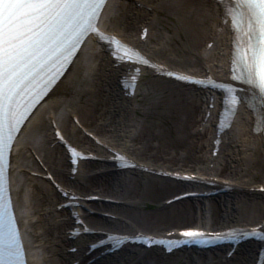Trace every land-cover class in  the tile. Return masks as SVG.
<instances>
[{"label": "bare ground", "instance_id": "1", "mask_svg": "<svg viewBox=\"0 0 264 264\" xmlns=\"http://www.w3.org/2000/svg\"><path fill=\"white\" fill-rule=\"evenodd\" d=\"M101 22L105 29L136 44L159 64L196 74L209 69L214 76L227 77L225 68L232 33L218 3L109 0ZM222 23L223 31L215 37ZM143 28L147 29L145 41L139 37ZM214 37L212 47L206 50V42ZM72 65L30 117L12 151L13 195L26 237L29 264H67L71 257L80 258V264H84L90 258L83 254L90 236L67 239L65 231L72 228V218L66 209L57 211L56 205L65 199L43 178L47 172L75 193L96 194L117 201L85 203L93 211L88 214L87 209L83 210L91 224L108 229L161 233L208 224V229L219 230L264 220V192L250 190L253 185L264 186V111L260 113L257 130L251 112L244 109L238 112L237 121L222 134L219 153L210 167L214 115L219 106L210 111L208 125H203L209 91L186 87L154 74L153 70H144L134 96L126 97L118 84L122 67H114L93 40L85 45ZM213 96L217 103L216 95ZM67 111L69 116L78 115L80 127L73 119L66 118ZM197 116H200L198 120ZM52 121L72 144L95 153L100 159L80 162L72 178L68 156L57 142ZM114 150L155 171L166 169L216 177L218 182L231 185L232 192L161 202L206 186L141 170H115L104 159ZM161 159L175 168L158 163ZM184 166L192 169H182ZM254 176L260 180L254 181ZM169 193L170 196L160 198ZM147 206L152 209L145 211ZM105 212L114 217L104 216ZM172 223L183 225L163 229L162 226ZM74 245L77 247L74 253L66 252ZM229 248L198 251L189 248L165 254L158 248L130 246L89 264H250L258 245L239 244L227 256Z\"/></svg>", "mask_w": 264, "mask_h": 264}, {"label": "snow or ice", "instance_id": "2", "mask_svg": "<svg viewBox=\"0 0 264 264\" xmlns=\"http://www.w3.org/2000/svg\"><path fill=\"white\" fill-rule=\"evenodd\" d=\"M95 0H0V161L7 145L3 127L15 107L16 97L30 80L57 57L70 31L82 28L85 8ZM255 22L261 26L247 56L248 79L243 81L264 91V0H245ZM117 60L121 57L113 53ZM170 75V73H169ZM3 168L0 167V178ZM188 179H192L188 177ZM185 237L203 233L186 231ZM12 246L5 250L0 234V264H12Z\"/></svg>", "mask_w": 264, "mask_h": 264}, {"label": "rangeland", "instance_id": "3", "mask_svg": "<svg viewBox=\"0 0 264 264\" xmlns=\"http://www.w3.org/2000/svg\"><path fill=\"white\" fill-rule=\"evenodd\" d=\"M187 90H190L189 88L187 89ZM69 112L67 111L66 113H65V116H66V118H70V116H69ZM199 117L200 116H197V120L199 119ZM47 122H48V120H46ZM236 121H237V119H236ZM164 159H161V160H159V162L158 163H161V164H165V166H167V167H170V168H175L173 165H172V163H169V162H164L163 161ZM185 167V168H184ZM184 167H181L182 169H186V170H189V169H192V167H190V166H184ZM127 175L128 176H133V177H136L137 175H135L134 173H127ZM253 179H254V181H258V180H260V177L259 176H254L253 177ZM170 194L171 193H169V194H165V195H162L160 198H164L165 196H170ZM160 198H159V203H160ZM162 202V201H161ZM207 202V201H206ZM227 206H229V204L227 203ZM152 209V207L151 206H147V207H145L144 208V210L145 211H150ZM181 225H183V224H179V223H172V224H167V225H165V226H162L163 227V229L164 228H169V227H171V226H177V227H179V226H181Z\"/></svg>", "mask_w": 264, "mask_h": 264}]
</instances>
